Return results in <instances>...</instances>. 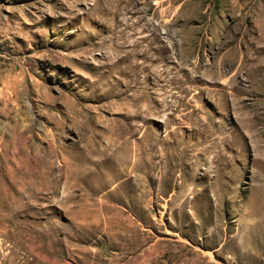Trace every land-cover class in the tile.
<instances>
[{
	"label": "rangeland",
	"instance_id": "rangeland-1",
	"mask_svg": "<svg viewBox=\"0 0 264 264\" xmlns=\"http://www.w3.org/2000/svg\"><path fill=\"white\" fill-rule=\"evenodd\" d=\"M5 145L0 264H264V0H0Z\"/></svg>",
	"mask_w": 264,
	"mask_h": 264
},
{
	"label": "bare ground",
	"instance_id": "bare-ground-1",
	"mask_svg": "<svg viewBox=\"0 0 264 264\" xmlns=\"http://www.w3.org/2000/svg\"><path fill=\"white\" fill-rule=\"evenodd\" d=\"M27 133V132H26ZM19 134H21V133H19ZM23 132H22V137H23ZM32 137L33 138H37V136H35V135H32ZM24 138V137H23ZM30 139L29 138H26V144L29 146V148H30V151L29 150H25V149H23L19 154L22 156V157H18V161L20 162H22L23 164L25 163L26 165H29V168L32 166V167H34V168H37L38 170H39V168L40 167H44V166H50L51 164H53L49 159H46L45 158V156L47 155L46 153L47 152H56V150H55V147H53V145H52V142L50 141H47V145L45 146V147H40V151H42L43 152V154L44 155H41L40 154V151L38 150V147L37 146H35V144H32V143H30V141H29ZM2 144V143H1ZM129 144V143H128ZM6 146V145H5ZM26 146V145H25ZM28 146H26L27 148H28ZM55 146V145H54ZM22 148V147H21ZM26 148V149H27ZM120 148V147H119ZM124 148V147H123ZM5 151H7V146H6V148H3V150L1 151V153H0V155L1 154H3V153H5ZM18 155V154H17ZM127 156V155H126ZM21 158H23V159H21ZM18 162V163H19ZM21 164V163H20ZM52 166V165H51ZM20 169H22L23 168V166L22 167H19ZM44 168H46V167H44ZM51 168V167H50ZM31 169H33V168H31ZM42 169V168H41ZM41 169H40V172H41ZM48 169V168H47ZM17 170H19V169H17ZM34 170V169H33ZM37 170V171H38ZM43 170V169H42ZM26 171V170H25ZM28 171V173L30 172L29 170H27ZM45 171V170H44ZM43 171V172H44ZM26 173V172H25ZM27 173V174H28ZM31 173H32V171H31ZM22 174H24V170H23V173ZM33 174H35V172L33 173ZM39 173H37V175H38ZM18 175V174H17ZM26 175V174H25ZM29 175V174H28ZM43 174H41V176H42ZM44 175H45V173H44ZM21 176V175H20ZM30 176V175H29ZM32 176V175H31ZM34 176V175H33ZM22 177V176H21ZM24 177H26V176H24ZM35 177H36V175H35ZM34 177V178H35ZM23 178V177H22ZM27 179H28V177H27ZM31 179V178H30ZM37 179V178H36ZM133 235V234H132ZM130 237V236H129ZM125 239V238H124ZM133 239H134V237H133Z\"/></svg>",
	"mask_w": 264,
	"mask_h": 264
}]
</instances>
